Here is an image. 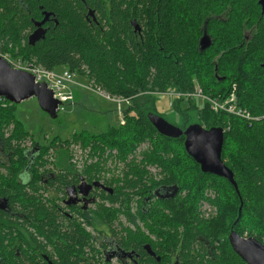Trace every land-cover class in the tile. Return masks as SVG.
<instances>
[{"label": "trees", "instance_id": "1", "mask_svg": "<svg viewBox=\"0 0 264 264\" xmlns=\"http://www.w3.org/2000/svg\"><path fill=\"white\" fill-rule=\"evenodd\" d=\"M88 8L94 10L96 20L87 17ZM46 11L56 21H50L45 38L32 45L34 21ZM133 21L140 25V32ZM205 28L212 44L201 51ZM246 30L252 31L251 37H246ZM221 47L225 50L214 59ZM5 52L48 69L88 76L112 95L134 96L133 105L124 110L125 124L100 133L84 129L67 139L55 136L49 144L39 142L16 117V104L0 99V148L13 153L7 162V182L25 168L28 147L24 146L33 141L32 146L39 147L31 168L36 174L32 181L29 175L27 179L30 188L45 191L23 193L22 205L29 222L46 236L52 259L57 255L60 264H86L81 258L84 246L94 241L85 230L87 225L98 232L112 228L116 243L142 255L144 245L150 244L161 259L150 257L142 264H247L229 242L232 230L264 243V13L260 0H0V53ZM195 82L215 97L236 85L237 104L258 117L249 123L193 98L173 104L184 117L182 128L196 122L206 128H224L222 159L233 171L237 188L225 177L203 172L186 151L184 135L161 134L148 116L158 114L156 97L139 95L170 88L186 92L194 89ZM75 144L87 150L81 172L71 164L53 165L48 169L56 171L55 178L49 176V183H42L43 155L51 147L67 152ZM82 179L102 182L114 192L98 189L95 208L85 211L72 206L68 208L72 216L62 213L67 207L62 201L67 187ZM174 184L179 187L174 198L156 197L161 186ZM6 190L2 181L0 195ZM138 195L149 199L141 210L148 233L131 214ZM210 206L218 210L209 212ZM120 214L127 216L134 230L118 228L122 227ZM30 238L35 239L33 234ZM38 247L33 250L35 256L46 251V244Z\"/></svg>", "mask_w": 264, "mask_h": 264}, {"label": "flooded vegetation", "instance_id": "2", "mask_svg": "<svg viewBox=\"0 0 264 264\" xmlns=\"http://www.w3.org/2000/svg\"><path fill=\"white\" fill-rule=\"evenodd\" d=\"M90 10H92V8H88L87 17L96 20L95 12L94 15H92L89 13ZM50 21H56V17L54 14H52L50 18L43 24V27L48 29V24ZM35 22L36 21H34L36 29L37 26ZM31 146H29L25 152V159L27 162L25 164V168L21 171V174H17L14 172L11 175V183L6 181V179L9 180V174L7 170L9 163L7 162L12 160L13 153L12 151L6 152L4 148H0V185H2L3 181V185H5L7 188V193L5 195H0V264H18L20 263V261L24 262V264H41L40 261H43V263L45 264H60V256L55 255L53 259L51 258V246L48 243L46 236L43 234L41 235V233L37 231L34 225L29 222L27 212H24L25 209L22 205V200L24 198L22 196L23 193L27 192L28 194H34L36 192H39L40 194L41 192L45 191L42 188L39 191H35V189L33 190L29 187L30 181L29 179H27V176H31L32 181L33 174H36V171L32 172L31 168L35 165V158L38 156L39 151V147ZM51 166L54 167L53 164ZM49 167L50 166L46 165L40 167L39 172L41 173L39 174L42 177V183L48 184L49 179L47 178L49 176H51V178H55L56 176V171H50L48 169ZM77 172L79 173L78 170ZM83 182L91 186V188L88 187V195L85 196L84 191H81L79 188H77L76 202L68 204L66 202V200L68 199V192L66 189L67 195L66 198H63L62 201L63 204L67 207L66 209H64V211H62V213H67L69 214V216H72V214L68 211V208L72 206H79L82 210L85 211L89 210L90 208H95V202L98 199V197L96 196V191H98V189L104 188L93 185L95 182L98 181H95L94 183H89L85 179H82L80 183L71 186L78 187ZM100 183L106 186L102 182ZM18 184L25 186V189L21 190ZM168 186L170 185H163L159 189L162 190L163 188ZM40 187H42L41 184ZM160 192L163 195L168 194L167 190H162ZM147 201H149L148 196H145V199L143 200V205H145ZM101 202L104 203V201ZM84 227L86 232L91 234L94 238L93 242H90L89 244L84 246V252L81 258L85 261L86 264H140L143 261L146 262L150 257L155 259L157 258V260L159 261L161 259V256L156 253V251L150 244L149 245L154 254H150L148 252L146 248V245H148V243L144 245L143 255L141 253L135 252L132 249H126L125 247H122L121 245L115 242L116 239L113 234V229H110V227H106L105 230L102 229L99 232L94 228V226L87 225ZM118 228L121 229V227ZM143 230L146 231L144 225ZM146 232L148 233V231ZM31 234L34 235L35 239L30 238ZM103 243H105L107 246L104 247ZM38 244H46V251H38L37 255L35 256L33 250L39 249ZM174 260L178 259L174 258Z\"/></svg>", "mask_w": 264, "mask_h": 264}, {"label": "water", "instance_id": "3", "mask_svg": "<svg viewBox=\"0 0 264 264\" xmlns=\"http://www.w3.org/2000/svg\"><path fill=\"white\" fill-rule=\"evenodd\" d=\"M262 11L264 13V0H260ZM90 14L94 15V11L90 10ZM51 12H44V17L40 21H36L37 28L29 37V43L34 45L37 41L45 38L47 29L43 24L50 18ZM135 30L141 31V27L137 21H133ZM212 44L211 36L205 28L204 33L200 39L199 47L201 51L206 50ZM264 67V64H263ZM36 97L40 107L53 118L58 116V111L62 102L55 98L54 91L48 87L44 82L37 83L35 76L29 71L14 68L11 63L0 55V98H5L11 103L17 104L25 99ZM151 123L163 135L173 138L185 136V148L196 162L201 166L203 172H209L221 177H225L237 188V183L234 179L233 171L227 166L222 159V151L224 144L225 130L223 127L206 128L200 123H191L186 128H182L171 123L165 117L156 114H148ZM94 186L102 187L106 191L113 193L111 187H106L100 182H95ZM88 184L83 182L78 187L69 186L67 188L68 199L66 202L72 204L76 202V190L79 188L84 191L85 196L88 195ZM167 190L168 194L163 195L160 191ZM157 189L155 194L161 198H174L179 192V187L174 184ZM240 206V215L242 210ZM229 242L233 250L247 263V264H264V243L257 238L251 236L246 237L240 235L236 230H232L229 234ZM150 254H154L150 245H146Z\"/></svg>", "mask_w": 264, "mask_h": 264}, {"label": "rangeland", "instance_id": "4", "mask_svg": "<svg viewBox=\"0 0 264 264\" xmlns=\"http://www.w3.org/2000/svg\"><path fill=\"white\" fill-rule=\"evenodd\" d=\"M220 17L225 18V15L220 14ZM245 32L249 34L248 36L246 35V37L252 36L251 30H246ZM224 50L225 49L221 47L219 53L214 59H217ZM60 69L61 70H58V73L62 72L61 74H63L65 69ZM88 78L87 76L79 74L75 76L74 83L70 84V88L74 93V99L73 101L70 100L69 102H64L60 106L56 118H53L42 110L36 97H31L17 103L14 109L16 117L25 124L26 128L34 134L39 142L44 144L50 142L55 136L67 139L75 132H81L84 129L91 133H100L106 131L110 126L118 125L122 118V112L119 109L120 105L116 102L107 100L103 96L94 94V92L88 88ZM154 96L156 97L154 107L158 114L162 115L177 126H181L185 123L184 117L181 113L177 111L174 105H170V98L168 96ZM122 106L124 108L128 107L125 103L122 104ZM187 107L188 102H183L182 108L185 109ZM191 119L193 120V117H191ZM31 145H33V141H30V143L24 147L27 148ZM82 149L83 147L75 150L69 149L66 152L64 149L51 147L48 152L43 155L42 160L46 166H51L53 164L59 167H70L71 164L80 172L81 168L73 164L71 158L74 157L77 160L80 159V150ZM211 195L215 197L216 193H211ZM143 200V196H136L131 209L132 216L136 217L137 224L142 228L141 210L143 207ZM210 209L209 212L218 210L216 208L213 209L212 206H210ZM208 216L209 215H207V217ZM119 220L122 229L128 228L134 230L127 216L123 217L120 214ZM117 225H119V222L116 223V226Z\"/></svg>", "mask_w": 264, "mask_h": 264}, {"label": "built area", "instance_id": "5", "mask_svg": "<svg viewBox=\"0 0 264 264\" xmlns=\"http://www.w3.org/2000/svg\"><path fill=\"white\" fill-rule=\"evenodd\" d=\"M0 55L6 58L14 68L26 70L32 73L35 76V81L37 83H46L48 87L54 91L55 98L59 99L62 104L64 102H69L70 100L73 101L74 93L70 88V84L74 83L75 76L77 75L75 72L65 69L64 73L61 74L58 73V70L48 69L34 62H29L21 58H13L9 52L0 53ZM88 80V88L92 90L94 94L103 96L107 100L116 102L120 105L119 109L122 112L120 123L125 124L126 121L124 110L133 105L134 96L112 95L109 92L105 91L102 87L96 85L90 78H88ZM145 94L168 96L170 98V105H173L178 99L185 98V100H187L193 98L195 100H199L202 103L208 102L209 107L216 112H225L228 114H232L248 121L249 123H252V121L258 119V117L254 116L248 108L237 104L238 95L236 85H233L230 91H228L225 95L220 94L217 97L205 93L201 85L196 82L194 89L186 92L170 88L167 90L145 91L141 92L139 95ZM124 103L128 105L127 108H124L122 106V104ZM80 147L81 145L75 144L70 148L71 150H75L80 149ZM86 157H88L87 150L82 149L80 150V159H78L80 162L74 157L71 158V162L77 167L82 168L84 166Z\"/></svg>", "mask_w": 264, "mask_h": 264}, {"label": "bare ground", "instance_id": "6", "mask_svg": "<svg viewBox=\"0 0 264 264\" xmlns=\"http://www.w3.org/2000/svg\"><path fill=\"white\" fill-rule=\"evenodd\" d=\"M62 73V72H61Z\"/></svg>", "mask_w": 264, "mask_h": 264}]
</instances>
